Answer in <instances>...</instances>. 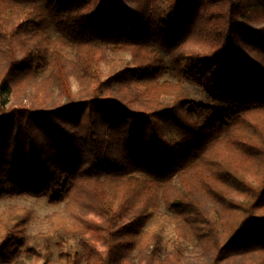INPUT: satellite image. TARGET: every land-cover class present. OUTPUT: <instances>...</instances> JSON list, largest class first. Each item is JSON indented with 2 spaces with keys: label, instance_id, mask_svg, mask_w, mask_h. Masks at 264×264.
Returning <instances> with one entry per match:
<instances>
[{
  "label": "trees",
  "instance_id": "16d2710c",
  "mask_svg": "<svg viewBox=\"0 0 264 264\" xmlns=\"http://www.w3.org/2000/svg\"><path fill=\"white\" fill-rule=\"evenodd\" d=\"M17 196L65 204L67 264H264V0H0V201ZM34 217L0 213V264L40 258Z\"/></svg>",
  "mask_w": 264,
  "mask_h": 264
},
{
  "label": "rangeland",
  "instance_id": "374dc122",
  "mask_svg": "<svg viewBox=\"0 0 264 264\" xmlns=\"http://www.w3.org/2000/svg\"><path fill=\"white\" fill-rule=\"evenodd\" d=\"M108 58L113 56V51L108 49ZM103 70L105 74L109 73V66L107 62H103ZM211 71L213 67H208ZM74 88L77 84L74 82ZM11 205L22 206L31 209L34 212V219L30 223L28 233L30 238L28 244L35 247L39 253L40 258L33 257L27 260L26 264H43L49 262L50 264H67V259L61 256V252L81 254L82 248L77 238H67L64 245H60L58 234L54 229L57 217L51 218L50 215L54 213H63L65 204H53L49 201L47 196L34 197V196H17L5 197L0 201V213ZM150 232L161 233L163 238V256L172 250L173 246L170 241L171 229L166 222L165 216H160L149 226ZM24 256V255H23ZM135 264H147L144 257L138 255V250L134 252ZM80 264H88L85 259H82Z\"/></svg>",
  "mask_w": 264,
  "mask_h": 264
}]
</instances>
